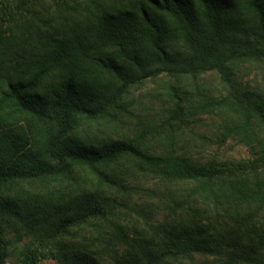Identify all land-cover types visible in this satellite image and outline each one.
Listing matches in <instances>:
<instances>
[{
    "label": "trees",
    "instance_id": "obj_1",
    "mask_svg": "<svg viewBox=\"0 0 264 264\" xmlns=\"http://www.w3.org/2000/svg\"><path fill=\"white\" fill-rule=\"evenodd\" d=\"M248 61L264 62V0H0V264L26 234L43 243L22 264H264ZM151 80L144 115L134 90ZM203 116L249 156L180 152ZM85 123L115 132L82 141Z\"/></svg>",
    "mask_w": 264,
    "mask_h": 264
},
{
    "label": "rangeland",
    "instance_id": "obj_2",
    "mask_svg": "<svg viewBox=\"0 0 264 264\" xmlns=\"http://www.w3.org/2000/svg\"><path fill=\"white\" fill-rule=\"evenodd\" d=\"M240 86H246L257 93H264V62H244L237 71ZM202 85L214 91L217 87V80L213 74H207L205 80H201ZM163 82L151 80L141 89L134 90V100L141 103V114L147 115L153 111L157 95L154 93L157 86H162ZM220 119L217 117L203 116L195 123L189 125L178 138V149L193 158L207 160L210 158L223 160H241L249 156L248 149L236 141L230 140L222 142L220 136ZM80 137L82 141H88L91 137L103 138L106 132L114 133L112 127L102 125L82 124L80 127ZM26 232V231H25ZM81 232V231H80ZM90 229H86L88 234ZM82 233V232H81ZM9 236L17 239L19 234L11 231ZM42 239L38 236L26 234L23 239L15 244V250L8 259L12 264H22L21 255L27 247L36 248L42 246ZM38 264H58L53 257H43Z\"/></svg>",
    "mask_w": 264,
    "mask_h": 264
},
{
    "label": "built area",
    "instance_id": "obj_3",
    "mask_svg": "<svg viewBox=\"0 0 264 264\" xmlns=\"http://www.w3.org/2000/svg\"><path fill=\"white\" fill-rule=\"evenodd\" d=\"M5 264H12L11 262H6Z\"/></svg>",
    "mask_w": 264,
    "mask_h": 264
}]
</instances>
